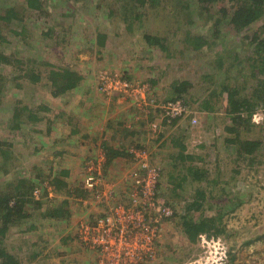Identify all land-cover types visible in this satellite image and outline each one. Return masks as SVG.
Wrapping results in <instances>:
<instances>
[{"label": "rangeland", "instance_id": "374dc122", "mask_svg": "<svg viewBox=\"0 0 264 264\" xmlns=\"http://www.w3.org/2000/svg\"><path fill=\"white\" fill-rule=\"evenodd\" d=\"M45 1L43 10L34 11L24 0H0V16L8 8L17 12L10 22H0L7 39L5 45L0 42V49L20 50L24 57V67H2L7 90L0 108V188L13 175L28 178L29 183H37L33 199L43 200L40 208L29 203L26 208L32 215L10 228L7 250L23 264H97L95 251L79 239L80 223H92L113 213L126 198L127 202L135 183L132 170L148 156L150 168H158L161 180L166 179L158 201L168 202L178 212L162 221V245L154 264H264V59L248 36L255 27L237 32L229 24L230 13L226 16L220 10L223 6L232 11L236 0H217L202 8L194 0H161L154 6L133 0ZM185 4L190 5L187 14L178 9ZM218 20L220 35L212 47L200 52L186 49V32L211 34ZM101 34L106 35L104 46L98 42ZM146 34L165 37V48L152 46ZM66 66L83 76L80 95L69 92L56 97L49 74L53 68ZM23 68L41 79L17 80ZM119 80L149 86L145 95L158 103L138 104L140 94L131 96L107 84ZM182 80L191 82L189 103H184L185 114L172 123L160 103L174 96L172 84ZM225 85L256 103L254 125L238 127L241 139L263 141L252 155H240L239 142L227 141L234 134L227 129L232 121ZM80 96L85 100L80 106L89 115L74 106ZM204 99L211 100L212 112L201 109ZM16 108L20 119L13 116ZM30 112L42 119L30 118ZM87 130H103L108 136L98 135L92 141L83 137ZM107 140L120 145L117 150L112 147L119 154L113 157L121 161L118 165H112L113 160L108 163L111 156L103 144ZM181 144L193 158L176 157ZM67 148L70 153L62 152ZM95 159H103L106 178L89 187L93 191L85 196L78 195L81 179L90 175L87 164ZM189 166H199L209 172L208 178H217L218 183L212 184L218 191L227 187L233 197L243 199L238 208L217 220L222 229L218 236L203 234L197 242L186 237L183 216L194 190L206 188L209 181L184 180L176 190L165 187L171 175H185ZM62 169L70 171L69 177H63L69 185L54 189L50 174ZM64 200L69 203L68 215L62 219L45 216ZM213 201H207V206ZM208 208L205 214L215 215L219 207ZM193 215L198 218L200 213Z\"/></svg>", "mask_w": 264, "mask_h": 264}, {"label": "trees", "instance_id": "16d2710c", "mask_svg": "<svg viewBox=\"0 0 264 264\" xmlns=\"http://www.w3.org/2000/svg\"><path fill=\"white\" fill-rule=\"evenodd\" d=\"M27 3L28 9L37 11V10H43L44 8V2L45 0H24ZM138 2V5H146V3L151 2L150 5L154 6L158 2H161V0H133ZM164 2H170V0H163ZM180 1V0H179ZM178 3H181L180 1ZM196 1V5L199 8L202 7H208L210 4L215 3L217 0H194ZM84 3H87V0L83 1ZM177 3V4H178ZM135 7H137L136 4H133ZM179 6V7H178ZM178 9L184 10L185 14L188 13L190 5L185 4L184 6L178 5ZM177 7L175 6V9L177 10ZM210 9V8H208ZM220 10L222 13L226 16L229 14V24L236 29L237 32H240L244 29H248L249 27H255V29L251 32H249V37L252 38L253 42H256V50L257 52H260L261 59H264V24L259 26V22L264 18V0H236L235 4L233 5L232 11H228L226 7H221ZM113 12L109 11L110 16H112ZM175 15V11H174ZM178 15V14H177ZM17 16V12L14 10V8H8L5 16H0V22L2 20H6L10 22V20ZM138 18H141V13L136 15ZM218 23L215 24V26L212 28L213 32L211 34H200V35H190L188 32H186V36L184 37V43L185 47L190 48V51H196L200 52L203 51L206 47H212L213 42L219 37L220 35V29L218 28ZM15 31V30H14ZM16 32V31H15ZM4 35L1 34L0 29V42L5 45V41L7 40ZM146 37L148 41L152 44V46L159 45L162 48H165L164 42L165 37L156 35H148L146 34ZM99 43L101 46H104L106 43V35L101 34L99 37ZM9 42V41H8ZM11 43L9 42V45ZM7 45V44H6ZM9 48V47H8ZM20 50L16 51H9L7 49H0V108L2 106V103L4 101V96L6 95V83H7V77L3 73V65H13L16 67H24V57L20 54ZM254 61H257L253 59ZM35 62V61H34ZM29 69H24L19 76H16L17 80L18 77H28L32 79V81L38 82V80L41 79V76L37 73H34L33 71L28 72ZM123 78H127L130 82L132 81L131 77L125 76ZM83 76H81L78 71L73 70L71 67H57L53 68L50 71L49 74V80L48 82L53 87V95L59 96L62 94H68L69 92L79 94L78 92L81 91L80 82L82 81ZM155 82V81H154ZM174 91V96L171 98H165L163 102H176L178 100H182L184 103H189L187 100V93L189 92V88L191 87V82L188 81H174L172 84ZM149 89V86H148ZM224 89L228 91V114L230 115V119L232 121V126L228 127V131L232 132L234 134L233 138H229L227 141H230L231 143L235 142L238 143V153L240 155H243L244 153L247 154H254L259 150V148L262 147L263 141L261 139H241L240 138V132L238 130L239 126L246 125V128L252 124L253 121V114L255 112L256 103L251 98L242 97L239 95V91L234 87H227L224 86ZM80 95V94H79ZM85 101L82 96H80L78 103H76L74 106L78 105L80 106L81 103ZM158 101V100H157ZM197 99H195V102ZM85 103V102H84ZM202 110H206L207 112L213 111V104L211 103V100L204 99L203 102H201ZM81 111H83V107H81ZM155 110H158L156 108ZM87 115V111H83ZM60 114H63V111L60 112ZM13 116L15 119L21 118V113L16 108ZM66 116V115H65ZM64 116V117H65ZM29 117L38 121L42 118L29 113ZM178 118H172V123H176L178 121ZM66 121H71L70 118L65 117ZM254 125V124H252ZM16 127H19V123L16 124ZM52 129L51 127L47 130ZM264 129V128H263ZM78 131V129H74L73 132L75 133ZM137 131H134V133ZM106 148V152L111 157L109 162L110 163L113 160V157L118 156V152H116L112 147L110 146H104ZM177 158H193L191 155L185 154V147L181 144V150L176 156ZM162 172V171H161ZM160 172V177L157 182V196L160 197V192H162V188H164L165 180L162 181V174ZM208 171L206 170H200L199 166H189L187 170V174L185 175H177L169 177V181H166L165 187L172 188L173 190H176L177 188L181 187L184 180H192L194 183L202 184L203 182L209 181V185L206 188H197L194 190V198L192 202H189L186 206V215L183 216V230L186 234V237L190 242H197V240L202 237L203 234L206 235H214L218 236V234L221 233L222 229L217 226V220L223 218L225 214H229L232 211H234L236 208L240 206V204L243 202V199H236L232 196V192L228 191L227 187L223 188L221 191H218V189L212 184L218 183V179L210 177L208 178ZM52 176V178H51ZM70 176V171L68 169H62L57 174L55 173L53 175L50 174V184L52 186L63 188L68 187V182L64 180V178H67ZM64 177V178H63ZM28 179V178H27ZM25 178H19L15 175H13V179L8 181L6 183L5 188H0V264H23L18 257L11 254L7 250V246L5 244V239L7 237L8 231L12 226H15L17 224H20L21 222H25V220L28 218V216H31L27 211V205L31 202H35V206L37 208L41 207L42 201L41 199L34 200V189L35 185L33 183H29ZM84 177L81 179V182L83 183ZM16 182V183H15ZM76 190L79 191L78 195L85 196L88 192H90L83 184L81 186H78ZM81 190V191H80ZM78 193V192H77ZM81 193V194H80ZM209 193V194H208ZM211 199H214L212 203H210L207 206V201H211ZM218 199V201L216 200ZM168 203V202H167ZM166 203V204H167ZM69 203L67 201H62V203H58V205L55 207L53 206L51 209H49L45 214L46 217H54L56 219H62L65 215L69 214ZM213 208L216 206L217 214L215 215H207L205 214V211L209 209L208 207ZM199 211L200 215L198 218H195L193 213ZM41 213H44L41 211ZM176 214L178 212H175ZM174 213V214H175ZM162 243L160 244L161 247Z\"/></svg>", "mask_w": 264, "mask_h": 264}, {"label": "built area", "instance_id": "2783aa9c", "mask_svg": "<svg viewBox=\"0 0 264 264\" xmlns=\"http://www.w3.org/2000/svg\"><path fill=\"white\" fill-rule=\"evenodd\" d=\"M107 84L110 88L129 91L131 96L140 94L141 101L138 104L154 106L158 103L145 95L148 89L144 86L132 85L123 80L115 85L111 81H107ZM160 108L169 118L181 117L186 111L182 100L160 103ZM148 161L147 156L132 170L131 179L135 183L127 202L126 198L125 202L113 209V213L100 216L92 223H80L79 239L95 251L97 264H154L159 258L163 238L162 221L172 218L175 211L170 204L158 201L156 186L160 170L151 169ZM102 164L103 159H95L87 164L90 175L86 180L84 177L83 185L89 191H93L89 187L98 186L106 178Z\"/></svg>", "mask_w": 264, "mask_h": 264}, {"label": "crops", "instance_id": "0c3cea01", "mask_svg": "<svg viewBox=\"0 0 264 264\" xmlns=\"http://www.w3.org/2000/svg\"><path fill=\"white\" fill-rule=\"evenodd\" d=\"M103 111H105L104 109L102 110V112ZM101 112V113H102ZM103 130H101V132H100V130H95V132H92L91 130H87V134L86 133H84V136L83 137H89V140H92V141H94L95 139H97V137H98V135H101V136H103V137H107L108 136V134L107 133H104V132H102ZM113 131V130H112ZM114 132H115V130H114ZM110 134V133H109ZM113 135V134H112ZM111 135V136H112ZM113 141H105L103 144H107L108 146H110V147H114V149L115 150H117L119 147H120V145L119 144H115V145H112L113 143H112ZM62 152H67V153H70L69 151H68V148H67V150H62ZM121 161L120 160H118V158H115V159H113V163H112V165H118L119 163H120Z\"/></svg>", "mask_w": 264, "mask_h": 264}]
</instances>
